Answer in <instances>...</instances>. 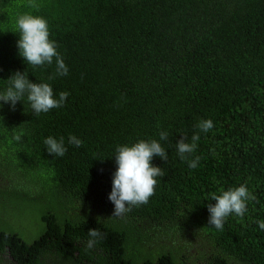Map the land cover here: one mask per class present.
<instances>
[{"label":"trees","instance_id":"trees-1","mask_svg":"<svg viewBox=\"0 0 264 264\" xmlns=\"http://www.w3.org/2000/svg\"><path fill=\"white\" fill-rule=\"evenodd\" d=\"M38 2L0 0V91L20 71L69 96L39 115L26 97L0 101V264H264V0ZM24 12L46 18L67 75L19 55ZM194 133L181 160L176 143ZM49 136L64 138L63 156ZM143 139L165 148L167 161L152 159L165 174L147 204L114 217L116 148ZM241 184L256 197L243 218L208 225L211 194ZM151 223L163 226L145 244ZM90 228L104 239L88 249Z\"/></svg>","mask_w":264,"mask_h":264},{"label":"clouds","instance_id":"clouds-1","mask_svg":"<svg viewBox=\"0 0 264 264\" xmlns=\"http://www.w3.org/2000/svg\"><path fill=\"white\" fill-rule=\"evenodd\" d=\"M27 7L38 11L41 4L38 0H27ZM15 33L18 35L16 44L19 55L27 65H31L33 68L43 67L51 65L55 60V75L68 74V67L57 51L56 41L50 38L46 18L33 15L30 12L18 14L15 20ZM53 78L49 77V79ZM7 80L9 86L4 91H0V101L9 103L13 109L18 101H22L26 97L33 112L39 115L54 108L62 107L69 96L67 91H61L57 98L50 84L32 82L25 72H14ZM197 127L200 132L207 133L213 129L214 124L211 119H202L198 122ZM159 135L160 140L168 139V133L165 131L160 132ZM13 139L20 141L21 135H14ZM199 139L200 135L194 133L191 142H185L183 137L177 141V152L181 160H187L188 155L196 151ZM147 140L143 139L131 145H118L116 148L114 156L117 167L112 177V187L108 195V199L114 204L112 214L114 217L123 216L131 211L134 206L147 204L155 194L158 183L157 177H163L165 174L161 167L152 164L153 157H160L167 161L168 154L165 148L157 140ZM68 143L80 147L83 141L74 135H70ZM44 144L50 155L63 156L67 151L63 137L57 140L49 136L44 140ZM199 160L200 157L195 156L194 159L188 160V166L193 169L196 168ZM255 199L254 194L244 184L228 190H221L219 194L212 193L211 200H215V203H209L207 206L210 213L208 225L218 231H223L226 219L233 214L243 218L248 211V202ZM257 224L261 230H264V221H257ZM136 225L142 226L140 223ZM161 226L163 225L151 223L143 229L144 238L147 239L145 244H149L150 237H152L151 229L155 230ZM88 235L89 239L86 242L88 249L95 247L100 240L104 239L103 234L95 228H90ZM6 264L14 263L6 262Z\"/></svg>","mask_w":264,"mask_h":264},{"label":"rangeland","instance_id":"rangeland-1","mask_svg":"<svg viewBox=\"0 0 264 264\" xmlns=\"http://www.w3.org/2000/svg\"><path fill=\"white\" fill-rule=\"evenodd\" d=\"M50 264H52V263H50Z\"/></svg>","mask_w":264,"mask_h":264}]
</instances>
